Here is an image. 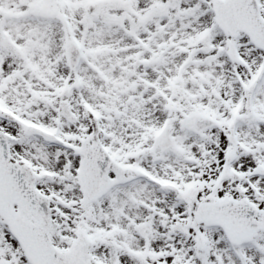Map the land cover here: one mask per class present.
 <instances>
[{
	"label": "snow or ice",
	"instance_id": "6c2138e0",
	"mask_svg": "<svg viewBox=\"0 0 264 264\" xmlns=\"http://www.w3.org/2000/svg\"><path fill=\"white\" fill-rule=\"evenodd\" d=\"M0 264H264V0H0Z\"/></svg>",
	"mask_w": 264,
	"mask_h": 264
}]
</instances>
